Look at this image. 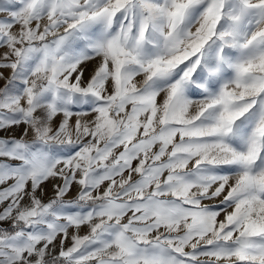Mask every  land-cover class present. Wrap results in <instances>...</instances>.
I'll use <instances>...</instances> for the list:
<instances>
[{"label": "snow or ice", "instance_id": "obj_1", "mask_svg": "<svg viewBox=\"0 0 264 264\" xmlns=\"http://www.w3.org/2000/svg\"><path fill=\"white\" fill-rule=\"evenodd\" d=\"M0 264H264V0H0Z\"/></svg>", "mask_w": 264, "mask_h": 264}]
</instances>
